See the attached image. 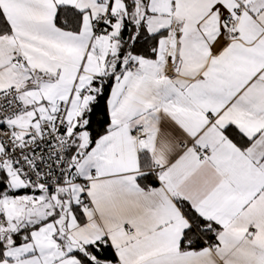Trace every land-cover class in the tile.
Masks as SVG:
<instances>
[{"label": "snow or ice", "instance_id": "obj_1", "mask_svg": "<svg viewBox=\"0 0 264 264\" xmlns=\"http://www.w3.org/2000/svg\"><path fill=\"white\" fill-rule=\"evenodd\" d=\"M0 264H264V0H0Z\"/></svg>", "mask_w": 264, "mask_h": 264}]
</instances>
